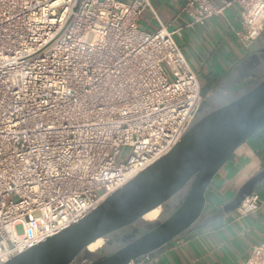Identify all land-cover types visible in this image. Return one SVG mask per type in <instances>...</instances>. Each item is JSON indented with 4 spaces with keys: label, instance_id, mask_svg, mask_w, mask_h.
<instances>
[{
    "label": "built area",
    "instance_id": "1",
    "mask_svg": "<svg viewBox=\"0 0 264 264\" xmlns=\"http://www.w3.org/2000/svg\"><path fill=\"white\" fill-rule=\"evenodd\" d=\"M219 1L190 0L186 28L236 5L239 40L248 47L262 35L264 0ZM149 7L0 0V264L79 223L194 122L204 97L177 41L183 29L158 18L157 31L142 29ZM263 205L255 191L236 212L243 218ZM158 261L155 253L131 264ZM244 264H264V241Z\"/></svg>",
    "mask_w": 264,
    "mask_h": 264
},
{
    "label": "water",
    "instance_id": "2",
    "mask_svg": "<svg viewBox=\"0 0 264 264\" xmlns=\"http://www.w3.org/2000/svg\"><path fill=\"white\" fill-rule=\"evenodd\" d=\"M251 58L256 66L263 63L264 48ZM206 104L167 155L79 223L7 264H131L235 212L264 183V170L212 216L206 213L207 191L236 150L264 128V78L228 103L211 108ZM159 207L156 221L144 220ZM99 239L105 240L102 249L90 252L89 246ZM109 246H115L113 251L108 252ZM102 251L107 255L101 256Z\"/></svg>",
    "mask_w": 264,
    "mask_h": 264
},
{
    "label": "crops",
    "instance_id": "3",
    "mask_svg": "<svg viewBox=\"0 0 264 264\" xmlns=\"http://www.w3.org/2000/svg\"><path fill=\"white\" fill-rule=\"evenodd\" d=\"M189 1L150 0L151 8L144 11L140 26L155 32L160 28L159 19L172 30L182 28V36H177V41L199 76L205 106H221L264 78V62L256 66L251 58L264 48V32L250 46H245L237 37L241 10L236 5L209 19L204 26L186 28L190 17L183 9ZM263 170L264 128L236 150L213 180L207 191V216L217 213L246 182ZM255 191L264 199V183ZM263 241L264 205L243 218L235 211L217 219L157 252L159 261L153 264H244L253 247ZM113 248L109 246L108 252ZM103 255L107 253L102 251Z\"/></svg>",
    "mask_w": 264,
    "mask_h": 264
},
{
    "label": "bare ground",
    "instance_id": "4",
    "mask_svg": "<svg viewBox=\"0 0 264 264\" xmlns=\"http://www.w3.org/2000/svg\"><path fill=\"white\" fill-rule=\"evenodd\" d=\"M161 211H162V208L159 207V208L149 212L148 214H146L144 216V220L151 221V222L156 221L159 218ZM104 243H105L104 239H99L96 242H94L93 244H91L88 249L90 252H96L97 250H99L104 245Z\"/></svg>",
    "mask_w": 264,
    "mask_h": 264
},
{
    "label": "rangeland",
    "instance_id": "5",
    "mask_svg": "<svg viewBox=\"0 0 264 264\" xmlns=\"http://www.w3.org/2000/svg\"><path fill=\"white\" fill-rule=\"evenodd\" d=\"M164 66H165V65H164ZM164 68L166 69V71H168V68H167L166 66H165ZM202 112H203V113L206 112L205 107L202 109ZM130 153H131V150H130V149H124V151H123V155H122V157H120V160L123 161V162H125V161L128 159ZM260 186H261V185H260ZM260 186H259V187H260ZM169 203L173 205L174 200L170 201ZM17 231H18L19 234H23V233H24V228H23V226H22V225H19V226L17 227Z\"/></svg>",
    "mask_w": 264,
    "mask_h": 264
}]
</instances>
